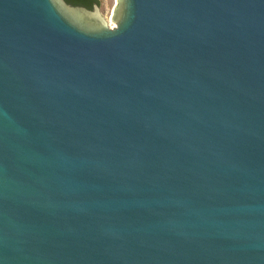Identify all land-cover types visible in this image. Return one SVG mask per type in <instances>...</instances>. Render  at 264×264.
Wrapping results in <instances>:
<instances>
[{
  "label": "water",
  "instance_id": "obj_1",
  "mask_svg": "<svg viewBox=\"0 0 264 264\" xmlns=\"http://www.w3.org/2000/svg\"><path fill=\"white\" fill-rule=\"evenodd\" d=\"M0 0V264H264V0Z\"/></svg>",
  "mask_w": 264,
  "mask_h": 264
},
{
  "label": "rangeland",
  "instance_id": "obj_2",
  "mask_svg": "<svg viewBox=\"0 0 264 264\" xmlns=\"http://www.w3.org/2000/svg\"><path fill=\"white\" fill-rule=\"evenodd\" d=\"M100 5H99V9L101 14L108 20L109 24V17L112 13L113 8L117 5V0H99ZM110 25L113 26V24L111 23Z\"/></svg>",
  "mask_w": 264,
  "mask_h": 264
},
{
  "label": "trees",
  "instance_id": "obj_3",
  "mask_svg": "<svg viewBox=\"0 0 264 264\" xmlns=\"http://www.w3.org/2000/svg\"><path fill=\"white\" fill-rule=\"evenodd\" d=\"M68 5L77 6V7H84L88 10H91L94 5L99 6V0H64Z\"/></svg>",
  "mask_w": 264,
  "mask_h": 264
},
{
  "label": "bare ground",
  "instance_id": "obj_4",
  "mask_svg": "<svg viewBox=\"0 0 264 264\" xmlns=\"http://www.w3.org/2000/svg\"><path fill=\"white\" fill-rule=\"evenodd\" d=\"M110 26H112V25H110Z\"/></svg>",
  "mask_w": 264,
  "mask_h": 264
}]
</instances>
